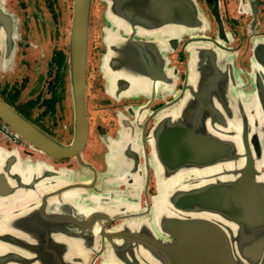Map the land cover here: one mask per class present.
Listing matches in <instances>:
<instances>
[{
  "label": "water",
  "instance_id": "obj_1",
  "mask_svg": "<svg viewBox=\"0 0 264 264\" xmlns=\"http://www.w3.org/2000/svg\"><path fill=\"white\" fill-rule=\"evenodd\" d=\"M101 1L112 25L103 62L111 93L129 98L166 90L173 97L148 134L138 135L153 169L151 205L126 215L140 209L134 208L136 194L104 188L122 179L136 182L134 159L127 163L130 172L103 175L97 184V175L74 180L49 166L22 173L16 158L1 153L0 264H88L98 247H105L104 264H264V37L254 41L249 83L235 67L214 10L217 37H191L204 35L207 25L196 0ZM91 10L92 0H73L72 144L62 146L0 101L4 122L52 157L78 159L86 143ZM8 21L0 4V36L5 29L11 47ZM183 36L190 37L183 46L189 59L176 95V73L166 74L163 61ZM121 122L128 130L140 123ZM138 138L120 137L118 146L130 157Z\"/></svg>",
  "mask_w": 264,
  "mask_h": 264
},
{
  "label": "flooded vegetation",
  "instance_id": "obj_2",
  "mask_svg": "<svg viewBox=\"0 0 264 264\" xmlns=\"http://www.w3.org/2000/svg\"><path fill=\"white\" fill-rule=\"evenodd\" d=\"M93 1L85 70L87 138L79 158L50 156L17 133L1 117L0 154L6 155L9 161L16 158L22 173L49 166L59 172L64 171L74 180L93 178L97 175V184L103 175L110 176V173H113L120 177L122 173L130 172L127 163L134 159L138 166L136 182L128 185L129 182L126 183L122 179L112 186L104 185V188L123 193L134 192L137 202L134 208L140 209L125 214H139L147 205H151L155 186L153 169L146 162L149 157L148 147L139 142L138 135L140 137L143 129L145 134H148L155 118L171 105L173 97L166 90H158L153 96L139 94L138 97L126 98L112 94L108 87L105 89L101 60L107 49L100 47L94 52L91 42V37L96 31L92 22L97 13L93 9ZM207 1L196 0L207 21L202 31L204 35L198 33L191 37L205 36L210 39L217 37L218 24L212 13L214 10L227 30L228 41L225 45L233 52L235 67L241 75L249 79L250 83L252 79L250 61L254 41L264 37V0H209V5ZM70 2L69 20L64 14L60 15L61 10L56 8V13L59 12L61 16L60 23H63V28L65 24L68 26V29H63L67 36L64 50L58 46L55 39V22L48 13L49 5L46 0H0L1 6L11 17V21L8 22L13 24L11 47L6 30H1L4 34L0 36V101L21 115L37 131L65 147L71 145L74 139L69 51L73 0ZM189 40V36H183L175 51L168 50L164 53L165 73H176L174 90L176 95L181 93L187 71L188 44L183 46ZM125 120H139L140 123L133 126L134 130H128L130 128L127 124L121 122ZM135 136L138 139L134 140L135 143L130 145V149L128 148L129 157L128 152L124 151L125 145L121 150L118 144L120 137L124 139ZM123 215H113L108 228L117 224L120 221L118 218ZM99 251L98 247L96 253L89 255L88 264H104L102 257L105 247Z\"/></svg>",
  "mask_w": 264,
  "mask_h": 264
},
{
  "label": "rangeland",
  "instance_id": "obj_3",
  "mask_svg": "<svg viewBox=\"0 0 264 264\" xmlns=\"http://www.w3.org/2000/svg\"><path fill=\"white\" fill-rule=\"evenodd\" d=\"M46 2L49 5L48 13H50V16L53 18V21L55 22V24H54V27L56 28L55 29V33H56L55 39L57 40L58 46L65 50L66 44H67V36H66V33H64L63 29L64 28L68 29V26H66V24H65L64 28H63V23H60V20H61L60 15H61V13L64 14V16L67 17L69 20L70 13H71V2H70V0H59L58 2L57 1L49 2L48 0H46ZM105 5L106 4L101 0H94L93 1V9H95V12L97 11L96 15L94 16V20L92 22L94 28H96V31L94 32V34L91 37L92 49L94 52H96V50L100 49V47L106 48L105 38H106L107 34L105 31L112 28V25L110 24V21L108 20V18L106 16ZM56 8L58 10L60 9L62 11L61 12L59 10L60 15H59L58 11H57L58 13H56V10H57ZM58 16H60V17H58ZM62 33H64V34H62ZM98 53H100V50L98 51ZM105 55H104V57H105ZM104 57H102V60H101V62H102L101 70H102V74H103V86L105 87V89L108 87V90H109L110 85L108 82L106 72L103 69ZM97 61L100 62V59L97 58ZM95 70H97V69H95ZM109 91H111V90H109ZM154 192H155V188H154Z\"/></svg>",
  "mask_w": 264,
  "mask_h": 264
}]
</instances>
